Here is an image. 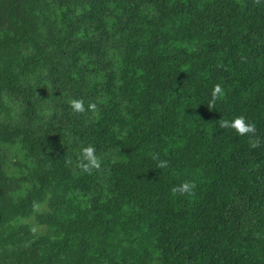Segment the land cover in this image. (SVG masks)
<instances>
[{"label":"trees","instance_id":"trees-1","mask_svg":"<svg viewBox=\"0 0 264 264\" xmlns=\"http://www.w3.org/2000/svg\"><path fill=\"white\" fill-rule=\"evenodd\" d=\"M238 116L264 141V0H0V264H264Z\"/></svg>","mask_w":264,"mask_h":264},{"label":"clouds","instance_id":"clouds-1","mask_svg":"<svg viewBox=\"0 0 264 264\" xmlns=\"http://www.w3.org/2000/svg\"><path fill=\"white\" fill-rule=\"evenodd\" d=\"M253 2L255 5H259L261 0H253ZM223 96L224 91L221 85H214L211 92V98L208 100L207 104L209 111L215 108L217 101L221 100ZM69 107L72 109L73 114H85L86 112H95L97 110V105L94 102H89L87 109H85L83 99L75 98L69 101ZM217 124L219 128L234 132L237 136L247 137L250 149L259 148L262 144H264V141H262L257 134L256 125L248 122L244 116H238L232 120L219 119ZM152 159L157 162V168L163 169L170 166L168 160L159 159L158 153L153 154ZM78 167L82 172L87 174H91L93 170L100 169L101 160L95 155V148L93 146L89 145L82 148ZM196 187L197 185L194 181L185 180L179 184L173 185L170 189V194L173 197H191L195 195ZM34 207H39V205H34ZM32 231L35 232L36 229L33 228Z\"/></svg>","mask_w":264,"mask_h":264}]
</instances>
